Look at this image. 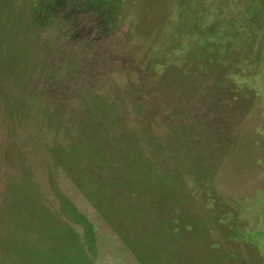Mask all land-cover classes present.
Listing matches in <instances>:
<instances>
[{"label":"rangeland","instance_id":"374dc122","mask_svg":"<svg viewBox=\"0 0 264 264\" xmlns=\"http://www.w3.org/2000/svg\"><path fill=\"white\" fill-rule=\"evenodd\" d=\"M43 1L0 0V135L22 136L25 143L16 147L23 149L27 159L21 157L22 177L14 183L20 191L15 199L26 202L21 201L24 208L13 216L22 234L19 241L15 234L12 245L10 240L11 261L139 264L80 188L85 178L89 185L99 180L83 175L82 169L77 176L78 170L61 171L54 165L52 154L58 152L72 162L78 157V148L67 141L61 129L56 130L55 122L46 117L37 100L23 101L30 106L25 110L11 107V76L15 74L21 85L27 75L47 66L44 60L49 50L55 53L47 48L40 33L30 28L33 22L29 10L35 7L44 12ZM94 1L101 4L104 24L110 31L117 29L104 42L93 44L85 56L94 65V75L116 71L110 83L125 88L135 80L127 76L134 53L137 66L133 68L140 76L144 70L149 73L147 69L156 76V83H147V87L151 85L150 93L144 96L150 98V104L157 102L159 83L171 108L185 104L183 110H188L186 118L178 114L172 121L188 119L189 127L200 121L215 125L211 130L195 129L201 132L202 141L197 140L190 158L184 154L180 161H171L169 187L157 191L172 199L168 207L164 202L165 218L179 221L177 241L170 242L168 250L172 254L184 250L180 264H264V0ZM54 35H42L59 52L51 54L50 58H56L53 63L61 60L60 53L65 52L62 58L69 55L73 46L69 39H53ZM123 42L132 52L126 47L119 51ZM102 54L105 58L95 61ZM94 81L97 86L110 85L102 77ZM24 85L28 87L27 82ZM220 91L228 95L226 101L233 100L227 107H233L226 111L222 99L224 103L219 110L216 108L215 118L210 115L212 110L201 103L190 105L199 98L210 100ZM169 114L167 106L160 105L156 117L165 121ZM178 132L171 126L168 135ZM180 140L184 152L191 149L192 141L186 142L182 133ZM150 148H159L155 140ZM11 150H6L9 155ZM170 151L174 153L175 149ZM88 161L95 167L106 166L90 155ZM158 179L163 181V177ZM212 201L216 202L215 208ZM188 226L191 228L186 229ZM31 228L36 229L32 239L27 235Z\"/></svg>","mask_w":264,"mask_h":264},{"label":"trees","instance_id":"16d2710c","mask_svg":"<svg viewBox=\"0 0 264 264\" xmlns=\"http://www.w3.org/2000/svg\"><path fill=\"white\" fill-rule=\"evenodd\" d=\"M100 5L94 0H44V12L36 10L35 7L30 8L29 16L34 27L30 28L34 32H39L41 40L49 45L47 48H52L55 53L49 50L50 55L44 60L47 66L40 68L37 74L32 72L27 75L24 82L28 83V87L23 86L24 82L19 85L20 80L15 74L11 76L12 82L8 93L12 100L10 104L13 110L17 107L25 110L30 106L26 103L24 105V102L30 99L37 100L42 104L46 117L55 122L58 127L56 130L61 129L67 141L78 148V151L76 150L78 157L72 162L63 154L58 152L52 154L54 165L61 171L73 173L82 169L83 175L99 180V183L93 182V185H89L88 179L85 178L80 183V188L85 191L87 201L94 207L96 213L112 228L139 264H159L158 261L163 264H180L185 257L184 250L178 249L172 254L167 248L170 242L177 241L176 226L179 221L165 218L167 212L163 207L164 202L168 203V207L172 205V199L164 197L157 191L161 192L159 188L169 187L171 161H180L184 154L190 158L194 154L192 148L195 147L197 140L202 141L201 132H196L195 129L200 131L202 127H207L211 130L215 127L212 118H215L216 108L219 110L218 106L224 103L223 100L226 107V104L233 100L230 98L231 101H226L229 97L223 93L222 97L221 91L213 94L207 101L199 98L190 105L201 103L210 112L212 110L209 112L212 116V126L200 121L189 127L188 119L184 120L185 123L172 121L178 114L186 118L184 114L187 115L188 110H183L185 104L175 110L171 108L163 85L157 84V90L160 91L159 96L157 92L155 104L149 103L150 98L149 101L146 100L144 96L150 93L151 86L147 87V83L153 82L156 76H152L155 73L148 69L149 73L144 70L140 76L136 67L133 68L134 65L137 66L134 53L133 67L129 69L127 76L135 77V80L125 88L110 83V77L116 71L94 75L91 70L94 65L87 61L85 56L90 54L93 44L104 42L117 31L116 28L110 31L109 26L104 24ZM50 32L56 34L53 39L60 40L65 37L73 45L69 55L62 58L65 52L60 53L59 62L53 63V59L56 58H50L51 54L59 55L55 46L50 45L51 41L42 38L43 34L48 35ZM124 43L119 45V51L126 47L132 52ZM102 57L105 58L103 54L97 56L95 61ZM96 76L105 78L110 85L101 83L97 86L94 81ZM160 105H165L170 110L165 121H159L156 117L160 112ZM231 107L233 104H230L226 111L231 110ZM171 126L179 132L168 135ZM186 131H190L191 134H185ZM181 133L186 137V142L192 141L191 149L187 148L185 152L184 145L180 144ZM156 136L163 137V140L155 139ZM149 138L152 139L151 142ZM154 140L159 148L152 151L150 147ZM18 143H25V139L20 135L17 138L15 135L11 137L0 135V264H13L8 245L10 240L11 245L12 240L17 238L19 241L22 234L18 219L13 218L15 213L24 208L20 205L24 199H15L20 193L17 184H14L15 179L22 177L19 173V164L22 163L23 157L27 162L26 153L23 149L20 150V147L19 149L16 147ZM171 146L175 149L174 153L170 151L173 149ZM8 149H12L11 155L7 153ZM89 155L99 164L103 162L102 165L106 166L89 165ZM28 176L29 173L24 179ZM77 176H80V171ZM158 177H163V181H159ZM213 203L216 202H211V206L215 208ZM184 210L181 211L185 212ZM188 228L191 226L186 227ZM35 231L33 228L28 229L30 232L27 233L28 237L32 239L34 235L31 234ZM167 231L171 234L167 235Z\"/></svg>","mask_w":264,"mask_h":264}]
</instances>
